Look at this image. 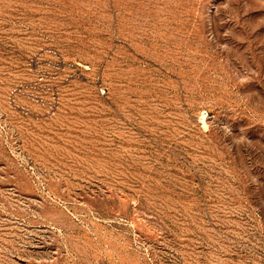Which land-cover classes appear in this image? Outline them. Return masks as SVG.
Returning a JSON list of instances; mask_svg holds the SVG:
<instances>
[{
  "label": "rangeland",
  "instance_id": "1",
  "mask_svg": "<svg viewBox=\"0 0 264 264\" xmlns=\"http://www.w3.org/2000/svg\"><path fill=\"white\" fill-rule=\"evenodd\" d=\"M0 264H264V0H0Z\"/></svg>",
  "mask_w": 264,
  "mask_h": 264
}]
</instances>
